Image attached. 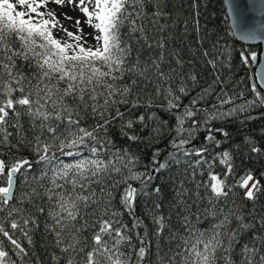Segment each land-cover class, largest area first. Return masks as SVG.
<instances>
[{"label": "snow or ice", "instance_id": "snow-or-ice-1", "mask_svg": "<svg viewBox=\"0 0 264 264\" xmlns=\"http://www.w3.org/2000/svg\"><path fill=\"white\" fill-rule=\"evenodd\" d=\"M146 2L0 0V264H17L18 260L20 264H28L25 258L29 257L33 235L40 226L36 213H46L45 232L52 236L54 246L62 254H51L54 264H58L63 254L69 257L66 264H144L146 257L150 258L149 237L159 238L166 229V217L159 211L161 205L155 203L154 210L149 212L154 227V231L149 232L139 217L133 220L131 228L120 220L111 206L110 196L113 189L126 184L120 203L129 214H134L137 198L149 195L146 189L151 173L159 172L170 162H159L160 150H157L152 156L153 167L147 174L138 173L133 170L138 158L130 149L116 148L113 151L115 146L108 130L117 119L122 122L123 136L133 142L140 139L136 132L127 130L133 129L136 123H143L144 115L126 120L125 117L142 106L140 92L136 93L134 100H129L141 85L155 86V93L150 94L144 107L151 108L152 98L163 95L166 105L159 107L166 108L175 116L176 124L171 131H175L176 136L170 142L174 151L167 152V156L172 160L179 155L196 157L188 161L186 169L191 170L194 180L198 166L203 177L204 166L208 165L207 179L196 184L197 189H204L209 202L224 198L226 203L229 193L236 188L244 190L246 200L254 201L257 194L264 192V186L251 171L236 173L228 152L219 156L220 164L225 168L221 175L212 170V165L205 158L207 147H185L191 144L193 133L201 124L208 125L210 121L236 112L264 107V93L258 91L253 83V99L222 111L224 105L233 104L234 97L221 89L215 96V103L199 107L211 95L210 85L184 104L182 98L191 91L188 81L195 87L197 77L195 74H180L177 83L175 68L169 65L168 71H164L165 41L153 42L147 35V28L151 23L152 27L163 32L164 25L159 21L166 13L159 8L147 13L144 10ZM49 3L70 5L73 11L78 9L83 14V24L91 27L93 32L84 33L80 19L75 20L76 34L68 31L60 24L56 12L49 9ZM65 18L72 19L67 14ZM124 27L128 28L127 39L121 33ZM54 29L63 31L69 39H57ZM86 36H91L94 43ZM133 39L137 43L143 41L149 48H159L160 55L143 63L139 57L132 61L130 41ZM240 58L247 64L249 56L245 52L240 53ZM250 58L257 61V53H250ZM207 62L215 67V59ZM176 64L182 66L183 61L177 59ZM125 79L130 83H121ZM258 80L264 82V70L258 74ZM219 82L217 77L214 83ZM120 106H124L126 111L122 112ZM198 115L202 120L195 119ZM89 116L94 122L84 126L82 122ZM22 118H26L27 129ZM189 120L191 125L185 127ZM214 133L227 135L223 128L209 126L204 140L218 145ZM21 146L30 148L36 159L17 156L15 153ZM5 150L10 160L4 158ZM251 151L259 153L261 149L253 145ZM37 166L41 167V174L33 176ZM115 176L121 179L116 180ZM130 179L141 180V187L127 183ZM109 181H112L111 188L107 185ZM20 186H27L30 191H23ZM154 191L159 193L160 189L157 187ZM186 191L181 188L177 192L178 200ZM230 216L231 210L219 225H213L210 236L206 231L195 229L190 216H184L182 224L189 237L182 239L183 249L180 244L175 248L169 247L168 252L159 257L160 264H215L214 254L223 245L219 229L225 227ZM261 223L264 224V217ZM240 226L248 227L247 224ZM141 227L145 231L143 235L136 233L139 246L135 247L132 233ZM85 232H90V237L84 236ZM65 233L71 237L70 242H65ZM235 235L236 230L233 229L230 243ZM175 238L173 233L169 240ZM22 241L27 243V248ZM5 242L8 247H5ZM261 249H264V236L261 237L260 248L256 247L255 241L245 245L244 264H264ZM160 251L158 247L157 253ZM227 251L225 248V253ZM72 253L83 254L81 261L77 262ZM133 256L136 258L134 262ZM257 256L259 260L255 259ZM37 264H40L38 259Z\"/></svg>", "mask_w": 264, "mask_h": 264}, {"label": "trees", "instance_id": "trees-1", "mask_svg": "<svg viewBox=\"0 0 264 264\" xmlns=\"http://www.w3.org/2000/svg\"><path fill=\"white\" fill-rule=\"evenodd\" d=\"M157 8L166 13V16L159 21L161 25H164V30L160 32L158 28L152 27L149 23L147 35L153 42L160 39L165 41L164 63L162 65L164 71H168L169 65L175 68L177 83H179L180 74L185 76L195 74L197 77L195 87L192 86L190 80L188 81L191 91L188 96L182 98L184 104H187L202 89L209 88L210 85L211 95L206 102L202 101L199 107H207L209 104L215 103V96L221 89L234 97L233 104L224 105L222 111H227L236 105L243 104L246 100L254 98L252 84H256V82L252 71L254 61L251 60L250 53H257L259 45L241 43L233 37L222 0H147L144 5V10L149 14L156 11ZM121 33L127 39L128 28H122ZM130 44L132 61L139 57V60L143 63L154 56L158 57L161 52L157 47H147L143 41L137 43L133 39ZM242 51L249 56L247 64L241 61L240 53ZM205 52L209 55L205 56ZM177 59L183 61L182 66L176 64ZM209 59H215V67L207 62ZM217 77H219L220 82L214 83ZM121 83H130V81L125 79ZM257 90L264 93L258 86ZM137 92L141 93L140 104L142 106L129 112L125 120L138 117L141 114L144 115L145 120L143 123H136L133 129L127 130L130 133L136 132L140 139L133 142L123 136L121 133L122 122L117 119L113 121L108 130V135L115 146L113 151L116 148L130 149L131 153L138 158V162L133 169L138 173H148L150 165H152L153 153L157 150H160V156L157 157L159 162H170L159 172L151 173L152 178L146 189L149 195L137 198L134 214H129L120 203V196L126 184H120V186L113 189L110 196L111 206L117 211L120 220L131 228L133 220L139 217L144 220L149 232L154 231L149 212L154 210L155 203L161 205L159 211L166 217V229L159 238L149 237L151 256L150 258L146 257L144 264H160L159 257L168 252L169 247L175 248L176 244H180L181 249H183L182 239L189 237V232L185 231L182 224L184 216H190L194 228L206 231L210 236L213 225H219L224 220V216L228 215L229 210H231V216L227 224L224 228L219 229L223 245L214 254L215 264H226V259L227 264H244V246L251 245L255 241L256 247L260 248V240L264 236V224L261 223V218L264 217V192L257 194L258 198L253 201L246 200L244 190L236 188L229 193L226 203L224 198H221L220 201L213 200L209 202L204 189H197L196 184L201 179H207L208 165L204 166L205 175L203 177L200 175L198 166L194 180L191 170L186 171V169L188 168V161L196 159V157L185 158L179 155L176 160H172L167 156V152L174 151L170 146V142L176 136L175 131H171L176 124V119L166 108L159 107L166 105L164 96L153 97V106L146 108L143 105L148 103L150 94L155 93V86L148 85L144 87L141 85V88L135 89L133 94L129 96V100H134ZM241 94L243 95L241 96ZM120 110L122 112L126 111L124 106H120ZM153 114H155L154 118L149 119ZM195 119L202 120V117L198 115ZM93 122L89 116L82 124L87 126ZM163 122H166V124ZM22 123L27 129L26 118H22ZM190 125V120L185 122V127ZM209 126L223 128L227 132L226 136L214 133L219 141L218 145L204 140L206 128ZM28 136L31 137L30 132ZM13 143H15V140H13ZM88 143L91 144L92 141H88ZM202 145L208 148L205 158L216 173L222 175L225 171L224 165L220 164L219 156L224 152H228L232 157V163L237 174L251 171L254 177L259 179L260 184L264 186V176L261 175V173H264V107L249 109L247 112H236L231 116L210 121L208 125L201 124L199 129L193 133L191 144L185 147L195 146L198 148ZM253 145L261 151L259 153L252 152L251 146ZM81 150L87 154L86 150ZM13 151L15 152V150ZM15 154L33 161L36 159L31 149L24 146H21L20 151ZM4 158L6 160L11 159L7 155V150H5ZM41 170V167L37 166L32 175L39 176ZM124 175H127V172ZM115 179L120 180L121 177L115 176ZM228 182L231 183L232 179L229 178ZM127 183L136 188L141 187V180L130 179ZM111 184L112 181L107 182L109 188H111ZM20 187L23 191H30L27 186ZM157 187L160 189L159 193L154 191ZM181 188L187 191L178 200L177 192ZM37 204H40L39 200ZM36 214L40 226L33 235V246L29 248V257H26L25 260L28 264H37V259L40 264H54L51 254L53 252L58 256L62 254L54 246L52 236L45 232L46 213L44 215ZM237 217L240 219L238 220ZM241 224H247L248 227L241 228ZM233 229L236 230V235L230 243L229 236ZM144 231L143 227L133 231V244L135 247L139 246V241L135 239L136 233L139 232L143 235ZM173 233L176 234V238L170 241L169 237ZM83 235L90 237L91 233L85 232ZM64 239L66 243L71 241V237L67 233L64 234ZM192 239H195V237H192ZM22 243L26 248L28 247L25 241H22ZM5 247H8L7 242H5ZM158 247L161 249L159 253H157ZM225 248L228 249L227 253H225ZM32 251H35L34 256ZM261 253L264 254V249H261ZM71 255L79 262L83 254L72 253ZM68 258V254H63L58 264H66ZM135 259V256H133V262ZM255 259L259 260V256ZM17 264H20L19 260Z\"/></svg>", "mask_w": 264, "mask_h": 264}, {"label": "water", "instance_id": "water-1", "mask_svg": "<svg viewBox=\"0 0 264 264\" xmlns=\"http://www.w3.org/2000/svg\"><path fill=\"white\" fill-rule=\"evenodd\" d=\"M222 1L233 37L241 43L259 45L252 70L256 84L264 91V82L258 80V74L264 70V0Z\"/></svg>", "mask_w": 264, "mask_h": 264}, {"label": "rangeland", "instance_id": "rangeland-1", "mask_svg": "<svg viewBox=\"0 0 264 264\" xmlns=\"http://www.w3.org/2000/svg\"><path fill=\"white\" fill-rule=\"evenodd\" d=\"M48 7H49V9L56 12L57 18H58L60 24L63 25V27L66 28L68 31H71L74 34H76L77 28L75 26V20L80 19L82 22V27H83L84 33L93 32V29L91 27H89L87 24H83L84 17H83V14L78 11V9L75 10L76 13L73 15L72 10L69 9V8L72 9V7H70V5L61 6V5H55V4L49 3ZM65 14H68V16H71L72 19H66ZM53 31H54V35L56 36L57 39H69L63 31H61L59 29H54ZM85 38L88 41L94 43V41H92L91 36H86Z\"/></svg>", "mask_w": 264, "mask_h": 264}, {"label": "bare ground", "instance_id": "bare-ground-1", "mask_svg": "<svg viewBox=\"0 0 264 264\" xmlns=\"http://www.w3.org/2000/svg\"><path fill=\"white\" fill-rule=\"evenodd\" d=\"M66 7H67V6H66ZM68 7H69V6H68ZM70 7H72V6H70ZM69 9L72 10L71 8H69ZM75 13H76V12L72 10V14L74 15ZM68 14H69V13H68ZM68 14H67V15H68ZM70 17H71V16H70ZM77 17H78V16H77ZM74 19H75V18H74Z\"/></svg>", "mask_w": 264, "mask_h": 264}]
</instances>
